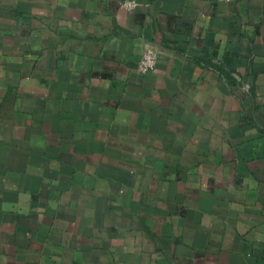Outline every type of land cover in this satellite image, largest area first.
I'll list each match as a JSON object with an SVG mask.
<instances>
[{"label":"crops","instance_id":"obj_1","mask_svg":"<svg viewBox=\"0 0 264 264\" xmlns=\"http://www.w3.org/2000/svg\"><path fill=\"white\" fill-rule=\"evenodd\" d=\"M123 1L0 0V264H264V0Z\"/></svg>","mask_w":264,"mask_h":264},{"label":"built area","instance_id":"obj_2","mask_svg":"<svg viewBox=\"0 0 264 264\" xmlns=\"http://www.w3.org/2000/svg\"><path fill=\"white\" fill-rule=\"evenodd\" d=\"M234 0H214L215 3H230ZM122 8L127 11H134L138 8L139 3L135 0H124ZM158 62V52L153 45H147L138 64V72L141 75H149L156 71Z\"/></svg>","mask_w":264,"mask_h":264}]
</instances>
